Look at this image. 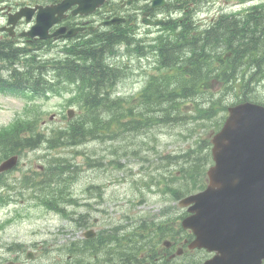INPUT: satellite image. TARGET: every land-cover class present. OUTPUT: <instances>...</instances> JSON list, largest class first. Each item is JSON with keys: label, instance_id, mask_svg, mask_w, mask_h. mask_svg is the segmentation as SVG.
Here are the masks:
<instances>
[{"label": "trees", "instance_id": "obj_1", "mask_svg": "<svg viewBox=\"0 0 264 264\" xmlns=\"http://www.w3.org/2000/svg\"><path fill=\"white\" fill-rule=\"evenodd\" d=\"M198 2L182 0L180 6L185 10ZM128 35L123 29L105 35L94 33L91 43H78L68 48L69 56L62 67L71 75L78 73L84 83L92 86L76 93L83 113L68 127L53 129L50 135L38 130V119L18 118L0 130V163L11 154H22L44 142L50 148H59L84 143L91 138L104 140L129 131L140 133L155 125H185L188 120L181 116L183 103L193 102L198 117L212 120L227 110L228 93L242 91L243 97L238 102L248 100L247 91L264 80V2L253 5L244 16L221 17L214 25L199 32L191 19L184 17L168 35L154 38L157 71L148 75L135 102L123 101L113 95L116 82L110 86L106 84L114 77L119 78L120 74L118 68L104 63L105 58L117 52L112 41L126 40ZM42 43L44 41H38L34 46L39 47ZM143 48H135L141 56L146 55ZM57 64V60H38L28 46L1 43L0 92L26 93L30 90L32 95H37L42 81L47 82L46 74L56 71ZM215 87L219 88L218 92H214ZM221 124L217 121V128ZM204 144L210 148V141ZM181 155L186 158L182 163V179L197 187L206 175L205 167L212 161L211 152L200 153L191 147ZM169 157L173 159L179 155ZM73 165L65 158L50 159L42 174L25 175L21 182L49 208L67 214L66 206L72 202L68 191L75 172L71 169ZM2 185L15 188L0 175ZM177 187L171 190L174 197L179 198L184 192ZM66 197L69 198L67 202L60 201ZM0 199L6 201L4 196ZM141 223L145 230H151L149 220H141ZM130 230L134 231V227ZM112 236L109 235V241ZM143 243L125 242L132 246ZM141 249H132L127 254L138 256Z\"/></svg>", "mask_w": 264, "mask_h": 264}, {"label": "rangeland", "instance_id": "obj_2", "mask_svg": "<svg viewBox=\"0 0 264 264\" xmlns=\"http://www.w3.org/2000/svg\"><path fill=\"white\" fill-rule=\"evenodd\" d=\"M251 4H254L251 0H201L194 6L193 17L201 27H207L222 13L244 11ZM183 14L182 11L181 16ZM56 55L57 50L52 49L45 57ZM124 57L123 62L130 65L133 72L123 76L116 89L121 96L129 98L142 89L148 75L157 71V68L153 54L143 56L141 60L134 56ZM114 61L119 62L116 58ZM247 92L251 99L264 102V80L254 84ZM239 93L240 95L235 91L228 93L227 103L236 102L243 97V92ZM66 100L67 98L59 96L26 100L24 96L0 93V130L19 116H25L27 106L31 105L32 111L27 115L37 112L40 118L39 130L50 135L53 129H62L67 125L64 118L69 108ZM28 101L31 104L27 103ZM74 107L78 112V108ZM184 110L194 117L188 118L185 125H155L140 133H119L113 139L90 140L77 146L67 144L53 149H47L49 145L45 143L37 150L25 151L20 165L8 176L9 184L15 186V189L10 191L8 188H0V196L6 199L4 202L0 200V224H5L2 228L8 237L30 243L43 238L52 240L50 233H56L60 235L57 244H68L71 241L70 235H74L72 231L77 228L74 219L49 211V207L34 197L32 191L23 187L21 182L26 174L44 172L46 163L54 157L69 160L74 164L71 169H76L69 186L71 189L73 186L78 188L80 198L78 206L75 208L71 205L68 210L76 211L75 218L78 213L87 216L92 210L93 227L97 219L96 227L99 230L125 223L135 225L138 220H150L163 209L167 212H182L183 208L178 202L175 203L171 199L174 197L171 189L179 186L187 195L196 187L193 182L188 183L182 179V163L186 158L181 153L191 147H195L200 153L205 150L211 152L212 143L207 149L204 142L211 141L216 131V123L223 115L221 113L208 120L198 117L193 109L186 106ZM170 155L179 157L172 159ZM112 160L119 163H112ZM212 162L213 160L207 164L205 170ZM205 180L204 176L201 181ZM96 185L100 187L90 191ZM85 190L89 191V194ZM101 196L105 198L104 201H100ZM70 215L72 217V213ZM9 219L11 222H7ZM87 223L88 221L75 236L83 235L87 230ZM55 259L60 260L57 255ZM67 264L75 263L69 261Z\"/></svg>", "mask_w": 264, "mask_h": 264}, {"label": "flooded vegetation", "instance_id": "obj_3", "mask_svg": "<svg viewBox=\"0 0 264 264\" xmlns=\"http://www.w3.org/2000/svg\"><path fill=\"white\" fill-rule=\"evenodd\" d=\"M64 0H0V44L9 42L20 44L32 41L26 33L36 23L39 11L42 7L57 6ZM74 0L64 13L56 12L54 19L60 18L51 29V32L58 28L66 27L65 32L59 35L57 40H68L73 43L82 44L93 41L92 32H110L115 28L121 27L127 31L145 29L152 33L159 28L158 26L147 25L144 19L166 20L169 26L177 24V19L181 17L182 10L175 8V4L180 0H105L99 8L90 13H74L83 4ZM76 3V4H75ZM74 4V5H73ZM157 4V5H155ZM27 8V15L21 18L15 17L21 9ZM193 15V13H192ZM230 15H223L226 18ZM114 18H123L125 21L107 25L101 24ZM12 20V21H11ZM145 25V27L140 25ZM85 27L86 29L78 32L74 37L64 38L70 29ZM90 27H95L91 29ZM163 28L164 27H160ZM157 31V30H156ZM134 36V35H133ZM135 39L139 38L134 36ZM154 39V37H146ZM77 188V187H76ZM78 193V189L75 190ZM186 212H161L152 218L151 230H125L107 229L99 231L94 240L83 249L88 253L84 259V264H204L208 259L213 258L217 252H209L207 249L193 247L197 236L190 229L183 227L184 219L189 215ZM150 233L149 239L144 237L132 240L145 242L136 246L126 245L125 234ZM113 234L111 242L109 235ZM247 243L236 246L233 249V264H264V219L252 223L247 230ZM149 241V245L146 243ZM35 251V259L39 257L45 263H51V254L54 249L52 245L39 241L31 246L23 245H0V264H26L30 261L25 257L29 249ZM140 255L131 256L127 253L132 249H140ZM17 250V251H15ZM128 251V252H127ZM50 258V259H49ZM140 260H139V259ZM13 261V263H10ZM223 264H229L223 260Z\"/></svg>", "mask_w": 264, "mask_h": 264}, {"label": "water", "instance_id": "obj_4", "mask_svg": "<svg viewBox=\"0 0 264 264\" xmlns=\"http://www.w3.org/2000/svg\"><path fill=\"white\" fill-rule=\"evenodd\" d=\"M60 8H44L28 34L46 38L55 22L51 17ZM228 109L230 115L212 140L215 164L208 170L210 184L181 203H193L184 226L196 233L194 245L218 250L219 261L233 264V249L245 245L252 223L264 219V104L245 101ZM18 160V155L7 158L0 164V173L15 167ZM94 235L93 230L86 232L87 237Z\"/></svg>", "mask_w": 264, "mask_h": 264}, {"label": "bare ground", "instance_id": "obj_5", "mask_svg": "<svg viewBox=\"0 0 264 264\" xmlns=\"http://www.w3.org/2000/svg\"><path fill=\"white\" fill-rule=\"evenodd\" d=\"M125 39L126 40L112 41L115 43L114 48L117 50V52L115 54H110L107 58H105L104 63H105V65H108L111 68H118L120 70L119 73H122V74L127 76L128 73L130 71L133 72V70H130L131 69L130 65H127L123 62L125 55H128L129 57L134 56L136 58H139V57H141V54L135 48L141 47V46L144 47L143 49H144V52L146 55L154 53L155 49H154V39L145 38V37H139V38L135 39V37L133 35H128L125 37ZM117 42H120V43H117ZM129 57H128V59H129ZM115 58L118 59L119 62L114 61ZM207 64L208 63H206V66H207ZM113 72H109V73H113ZM106 73H108V72L106 71ZM117 78L114 77V78L108 80V83H106V84L109 86L113 85L116 82Z\"/></svg>", "mask_w": 264, "mask_h": 264}]
</instances>
